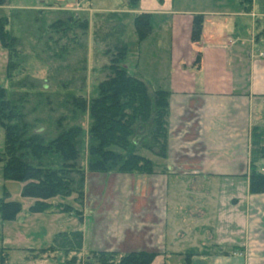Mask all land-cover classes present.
Returning a JSON list of instances; mask_svg holds the SVG:
<instances>
[{"label": "crops", "instance_id": "0c3cea01", "mask_svg": "<svg viewBox=\"0 0 264 264\" xmlns=\"http://www.w3.org/2000/svg\"><path fill=\"white\" fill-rule=\"evenodd\" d=\"M135 11L151 14L142 54L152 45L165 52L134 72L169 91L168 150L148 156L151 174L104 173L113 186L86 185L80 257L144 250L156 254L151 264H264V193L248 189L250 105L264 97V0H139ZM194 16L203 18L198 41ZM6 62L0 45V78ZM27 252L56 264L62 251Z\"/></svg>", "mask_w": 264, "mask_h": 264}, {"label": "trees", "instance_id": "16d2710c", "mask_svg": "<svg viewBox=\"0 0 264 264\" xmlns=\"http://www.w3.org/2000/svg\"><path fill=\"white\" fill-rule=\"evenodd\" d=\"M138 1L128 0V3L135 5ZM8 3L9 0H0V5ZM150 17L146 12L134 17L139 40L150 32ZM7 22V17L0 18V45L6 50V76L15 87L18 81L14 82L13 78L20 50L18 38L7 29ZM202 22V16L193 17L192 41L200 39ZM60 25V21H56L50 27ZM79 26L87 29V20L82 19ZM118 27L115 51L105 66L106 75L99 82L98 94L89 102L82 94H72L69 98L70 119L80 120L88 110L87 136L83 135L81 123L65 125L69 117L64 115L55 121L57 131L53 137L46 138L39 131H33L24 112L0 86V125L5 130L0 162L6 178L22 183L21 195L34 199L30 206L32 212H75L80 216V210L70 203L50 199L75 194L82 200L86 169L79 161L85 140L88 142L87 171L91 173H151L154 166L151 159L135 150L126 153L132 146L154 150L161 156L166 154L169 91L152 90L140 75L128 72L127 45L120 39L124 25ZM262 34L264 36V29ZM199 60L200 54H197L196 62ZM251 136L248 189L250 193H264V171L258 169L264 163V128L254 125ZM19 211L20 203L16 201L0 203L4 219H13ZM81 248L82 232L75 230L58 232L53 242L40 251H63L67 255L66 264H74L80 262ZM89 255L85 262L94 259L99 264H151L155 257L154 252L144 250L91 251Z\"/></svg>", "mask_w": 264, "mask_h": 264}, {"label": "rangeland", "instance_id": "374dc122", "mask_svg": "<svg viewBox=\"0 0 264 264\" xmlns=\"http://www.w3.org/2000/svg\"><path fill=\"white\" fill-rule=\"evenodd\" d=\"M138 3L130 4L128 0H9L8 4L0 5V18H8L6 27L18 38L20 50L17 58L18 68L14 71L13 78L18 84L12 87L6 74L1 72L0 86L6 89L7 94L24 112L25 119L31 124L33 131H39L46 138L53 137L57 131L55 121L64 115L69 117L64 122L65 125L79 122L83 127V135H88L90 123L88 110L82 118L80 116V120L70 119L69 98L72 94H82L89 102L98 94L99 82L106 75L105 66L115 51V41L118 37L115 34L120 29L118 26L124 25L120 39L128 48L125 62L130 74H136L135 65L138 61L141 64L143 58L144 61L147 57L159 59L163 56L165 59L164 50L161 55L153 45L149 46L150 51L146 55L142 54V46L141 49L138 47L139 38L134 23V17L138 14L135 11ZM82 19L87 20L85 30L79 26ZM56 21H60L61 25L50 27ZM155 24V28L159 27L157 20ZM260 27L257 36L264 37L262 34L264 17L260 21ZM261 41L264 43V38ZM261 50H264V47ZM258 57H264V53L259 52ZM250 106L252 127L257 125L264 128V97L253 99ZM251 138L250 134V140ZM4 146L5 130L0 125V152L4 150ZM134 147H129L126 153L135 150L147 158L152 155L151 153L161 156L154 150ZM87 152L88 142L85 140L79 161L86 169L84 189L86 185L91 190L113 186L108 180H102L104 173L87 171ZM258 169L264 171L263 162ZM153 172L154 166L151 173ZM103 182H106L104 186ZM21 188V182L5 177L3 163L0 162V203L2 201L20 203V211L13 219H4L0 214V263L1 253L4 251L7 252V264H38L26 258L27 251L34 250L35 253L34 251L30 253L34 256L48 253L41 252L40 247H48L58 232L83 228L81 221L84 193L81 201L75 194L67 198L56 196L50 199L53 202L70 203L80 210L79 216L75 212H32L30 206L34 199L22 196ZM20 248H27V251L21 252ZM63 254V251L59 252L56 264H65ZM88 259L81 258L78 263L95 262L94 259L85 262Z\"/></svg>", "mask_w": 264, "mask_h": 264}, {"label": "built area", "instance_id": "2783aa9c", "mask_svg": "<svg viewBox=\"0 0 264 264\" xmlns=\"http://www.w3.org/2000/svg\"><path fill=\"white\" fill-rule=\"evenodd\" d=\"M262 55V54H261ZM263 56V55H262Z\"/></svg>", "mask_w": 264, "mask_h": 264}]
</instances>
